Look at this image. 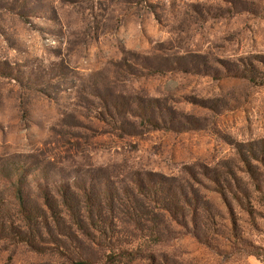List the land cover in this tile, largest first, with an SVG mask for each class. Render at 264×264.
<instances>
[{
  "label": "rangeland",
  "instance_id": "1",
  "mask_svg": "<svg viewBox=\"0 0 264 264\" xmlns=\"http://www.w3.org/2000/svg\"><path fill=\"white\" fill-rule=\"evenodd\" d=\"M135 105L160 128L128 135L148 125ZM146 173L210 215L163 230L155 264H264V0H0V226L24 218L20 191L41 223L26 236L7 222L0 264H65L48 199Z\"/></svg>",
  "mask_w": 264,
  "mask_h": 264
},
{
  "label": "trees",
  "instance_id": "2",
  "mask_svg": "<svg viewBox=\"0 0 264 264\" xmlns=\"http://www.w3.org/2000/svg\"><path fill=\"white\" fill-rule=\"evenodd\" d=\"M250 80H254L253 77ZM113 105L116 116L120 118L122 113L118 112L119 104ZM138 106L135 105L136 109L128 108L129 114L148 125L133 122L128 135L138 136L146 126L153 130L160 128L162 115L147 111L146 106L141 109ZM203 168L204 170L197 174L190 173L197 183L202 182L198 175L210 181V169ZM131 182L133 186L125 192L119 191L113 184L115 187L112 193H105L101 189L96 193L94 190L84 189L82 195L72 191L64 193L61 202L56 198L48 199V219L52 221L48 224V230L66 238L65 264H94L97 252H101L99 259L105 264H132L143 260L155 264L153 248L165 241L163 230H168L171 223L187 226L186 222L190 218L187 209H193L195 212L191 217L193 224L204 228L208 226L210 215L204 217L198 212L196 200L194 202L183 192L180 180L146 173L134 176ZM187 183L190 185V182ZM17 194L22 208L20 213L24 218L20 219L17 226L11 219H3L0 229L3 231L7 228V222H11V234L22 233L27 236L30 234L27 230L32 231L33 226L41 223H33L34 218L26 215L30 213L24 205L21 191ZM199 204L202 206L204 202L199 201ZM38 217L46 220L44 213ZM128 225L139 233L127 230ZM194 236L209 244L208 231L195 233Z\"/></svg>",
  "mask_w": 264,
  "mask_h": 264
}]
</instances>
